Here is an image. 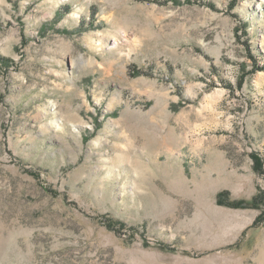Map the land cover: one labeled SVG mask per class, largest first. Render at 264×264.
Returning a JSON list of instances; mask_svg holds the SVG:
<instances>
[{"label":"rangeland","instance_id":"obj_1","mask_svg":"<svg viewBox=\"0 0 264 264\" xmlns=\"http://www.w3.org/2000/svg\"><path fill=\"white\" fill-rule=\"evenodd\" d=\"M0 264H264V0H0Z\"/></svg>","mask_w":264,"mask_h":264},{"label":"trees","instance_id":"obj_2","mask_svg":"<svg viewBox=\"0 0 264 264\" xmlns=\"http://www.w3.org/2000/svg\"><path fill=\"white\" fill-rule=\"evenodd\" d=\"M227 196V193L226 192H223L221 193L218 197H217V203L219 205H226L230 208H241L243 206H248L246 204H244L243 202H236V201H228V200H225ZM108 226L110 229H113L114 228V225L112 223V221H108Z\"/></svg>","mask_w":264,"mask_h":264}]
</instances>
